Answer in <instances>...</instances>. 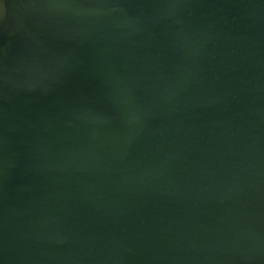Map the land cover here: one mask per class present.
Listing matches in <instances>:
<instances>
[{
	"label": "water",
	"instance_id": "obj_1",
	"mask_svg": "<svg viewBox=\"0 0 264 264\" xmlns=\"http://www.w3.org/2000/svg\"><path fill=\"white\" fill-rule=\"evenodd\" d=\"M0 264H264V0H0Z\"/></svg>",
	"mask_w": 264,
	"mask_h": 264
}]
</instances>
